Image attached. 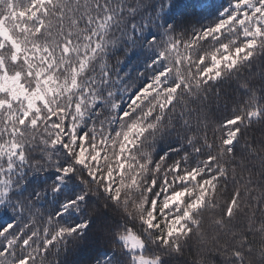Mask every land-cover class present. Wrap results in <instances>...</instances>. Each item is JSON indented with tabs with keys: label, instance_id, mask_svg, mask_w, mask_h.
I'll list each match as a JSON object with an SVG mask.
<instances>
[{
	"label": "snow or ice",
	"instance_id": "obj_1",
	"mask_svg": "<svg viewBox=\"0 0 264 264\" xmlns=\"http://www.w3.org/2000/svg\"><path fill=\"white\" fill-rule=\"evenodd\" d=\"M186 251L264 264V0H0V264Z\"/></svg>",
	"mask_w": 264,
	"mask_h": 264
},
{
	"label": "trees",
	"instance_id": "obj_2",
	"mask_svg": "<svg viewBox=\"0 0 264 264\" xmlns=\"http://www.w3.org/2000/svg\"><path fill=\"white\" fill-rule=\"evenodd\" d=\"M259 71V69H257ZM223 104V101H221ZM88 253L82 254V259L87 264ZM203 258L206 261V264H219V257L215 254L201 253L196 254L195 251L188 252L186 251L185 255L177 258V264H198V261Z\"/></svg>",
	"mask_w": 264,
	"mask_h": 264
}]
</instances>
